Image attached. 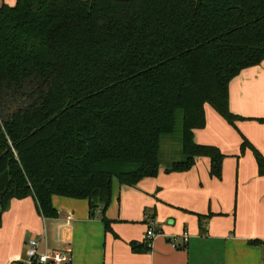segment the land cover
<instances>
[{
	"label": "trees",
	"instance_id": "trees-1",
	"mask_svg": "<svg viewBox=\"0 0 264 264\" xmlns=\"http://www.w3.org/2000/svg\"><path fill=\"white\" fill-rule=\"evenodd\" d=\"M263 59L264 0L2 4L0 223L11 199L29 196L41 216L55 217L51 198L60 195L87 199L107 230L113 180L133 186L155 176L164 136L183 157L166 171L207 156L221 178L222 153L193 132L205 124V104L234 123L229 82Z\"/></svg>",
	"mask_w": 264,
	"mask_h": 264
},
{
	"label": "crops",
	"instance_id": "crops-1",
	"mask_svg": "<svg viewBox=\"0 0 264 264\" xmlns=\"http://www.w3.org/2000/svg\"><path fill=\"white\" fill-rule=\"evenodd\" d=\"M228 97L234 123L205 104V124L193 132L196 143L222 153L221 178L210 175L209 157L196 156L186 171H166L179 160L162 161L155 176L133 186L114 179L107 230L87 199L53 195L57 215L46 218L32 197L13 198L1 217L0 264L23 261L29 238L42 250H70L71 264H264V174L253 150L264 157V59L230 80ZM149 222L158 230L149 250L132 251L131 242L145 244Z\"/></svg>",
	"mask_w": 264,
	"mask_h": 264
},
{
	"label": "built area",
	"instance_id": "built-area-1",
	"mask_svg": "<svg viewBox=\"0 0 264 264\" xmlns=\"http://www.w3.org/2000/svg\"><path fill=\"white\" fill-rule=\"evenodd\" d=\"M157 234L156 226L153 222H149L145 233L147 247L151 246L152 240ZM187 240V234L183 233L181 236L182 244L185 245ZM172 244L177 246L175 242H172ZM18 264H71V253L68 249L60 248L42 250L37 239L29 238L27 240L26 258Z\"/></svg>",
	"mask_w": 264,
	"mask_h": 264
},
{
	"label": "rangeland",
	"instance_id": "rangeland-1",
	"mask_svg": "<svg viewBox=\"0 0 264 264\" xmlns=\"http://www.w3.org/2000/svg\"><path fill=\"white\" fill-rule=\"evenodd\" d=\"M179 147H180V143L174 136H164L161 140L160 153H159V158L161 160V163L162 161L165 162L172 160H181L183 157L181 155ZM162 222L166 227L169 226L168 221H166V219H163ZM172 228H174V225L172 226ZM171 234H172L171 236L181 235V233H178L177 231H173V233Z\"/></svg>",
	"mask_w": 264,
	"mask_h": 264
}]
</instances>
